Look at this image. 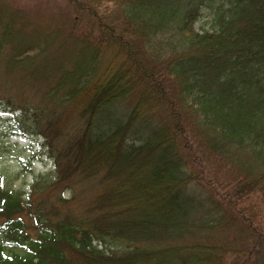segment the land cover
<instances>
[{"label":"trees","instance_id":"obj_1","mask_svg":"<svg viewBox=\"0 0 264 264\" xmlns=\"http://www.w3.org/2000/svg\"><path fill=\"white\" fill-rule=\"evenodd\" d=\"M64 2L0 0V77L41 95L0 110L43 138L51 185L104 188L78 217L43 176L24 197L0 175V264H264V0Z\"/></svg>","mask_w":264,"mask_h":264},{"label":"rangeland","instance_id":"obj_2","mask_svg":"<svg viewBox=\"0 0 264 264\" xmlns=\"http://www.w3.org/2000/svg\"><path fill=\"white\" fill-rule=\"evenodd\" d=\"M9 1L18 5L30 16H35V14L47 16V14L52 15L60 12L64 14L67 11V5L64 0ZM218 8L217 3L203 7L199 19L194 24L195 30L199 32L211 31ZM8 98L15 99V107L23 108L31 104L37 106L41 101V95L34 86L32 87L30 84L21 85L0 77V106H6L5 100ZM33 114L34 112L30 111L29 116L31 119L28 120L27 127L34 124ZM14 115L19 116L17 123L9 121L12 118L11 113L0 110V175L3 186L8 189L21 191L24 197H27L31 192L32 186L36 183L37 177L43 176V180L50 183L48 188H46L50 194L49 203L55 205L56 199L61 197L69 201L63 208L57 206L61 213L69 212L78 217L81 216L86 205L104 188L100 182V175L89 180L75 176L68 183L61 182L55 186L51 185L56 177L53 160L48 158L47 152L44 153L43 151L41 155L40 147L37 146L38 142L33 143V138L12 136V132L25 123V116L21 117L20 110H17ZM36 131L35 125H33L28 128L27 133L33 134ZM38 139L39 142L44 141L41 137H38ZM36 199V201L42 199L41 194H38ZM95 244L100 248L106 249L107 252H121L126 249L125 244L110 241L105 244L96 241Z\"/></svg>","mask_w":264,"mask_h":264}]
</instances>
